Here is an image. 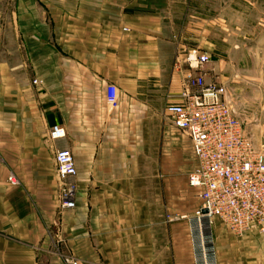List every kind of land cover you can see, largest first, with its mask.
Returning <instances> with one entry per match:
<instances>
[{"label":"crops","instance_id":"0c3cea01","mask_svg":"<svg viewBox=\"0 0 264 264\" xmlns=\"http://www.w3.org/2000/svg\"><path fill=\"white\" fill-rule=\"evenodd\" d=\"M193 2L0 0V264H194L193 211L152 161L180 134L164 109L179 101L190 48L169 18ZM54 125L65 130L55 141ZM59 149L76 167L63 181ZM214 234L217 264H264L256 226L229 240L215 219Z\"/></svg>","mask_w":264,"mask_h":264},{"label":"built area","instance_id":"2783aa9c","mask_svg":"<svg viewBox=\"0 0 264 264\" xmlns=\"http://www.w3.org/2000/svg\"><path fill=\"white\" fill-rule=\"evenodd\" d=\"M210 56L195 48L187 49L182 64L185 74L179 101L167 104L164 113L183 132L191 146L195 166L187 176L195 189L198 207L188 218L194 264H217L212 223L217 219L235 237H242L251 227L264 232V152L258 150L245 133L241 120L226 100V87L218 79L206 81ZM106 103L117 105L116 87L106 88ZM65 136L60 125L49 129V138ZM56 172L60 180L76 175L71 152H55ZM17 185L14 175L8 176ZM75 187L61 193V206L73 208ZM67 264H77L69 259Z\"/></svg>","mask_w":264,"mask_h":264},{"label":"rangeland","instance_id":"374dc122","mask_svg":"<svg viewBox=\"0 0 264 264\" xmlns=\"http://www.w3.org/2000/svg\"><path fill=\"white\" fill-rule=\"evenodd\" d=\"M190 4L178 3L170 11L169 22L181 35L184 50L195 48L210 56L206 81L217 78L225 85L232 112L254 146L264 152V0H194ZM179 133L171 139L176 144H169L162 157L153 154L152 161L160 159V174L171 179L169 198L180 197L181 207L194 211L198 198L187 176L195 158L187 136ZM211 231L216 242L214 222Z\"/></svg>","mask_w":264,"mask_h":264}]
</instances>
